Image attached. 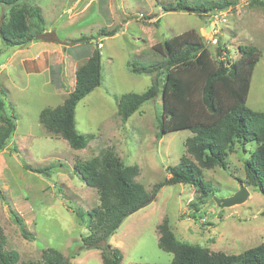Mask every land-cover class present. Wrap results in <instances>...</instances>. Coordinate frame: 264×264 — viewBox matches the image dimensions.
I'll return each mask as SVG.
<instances>
[{
	"label": "rangeland",
	"instance_id": "374dc122",
	"mask_svg": "<svg viewBox=\"0 0 264 264\" xmlns=\"http://www.w3.org/2000/svg\"><path fill=\"white\" fill-rule=\"evenodd\" d=\"M24 1L42 9L47 29L60 45L56 50L55 45L44 47L37 52L40 58L35 61L24 59L36 69L51 64V75L32 73L25 70L27 63H21L23 53L18 51L22 48L6 45L0 37V89L8 91L5 96L0 92V99L5 101L8 113L14 111L18 116L16 132L0 152V223L8 249L19 252L21 262L43 264V250L52 247L69 257L71 264H104L101 249L85 245L84 238L90 230L86 223L78 222L74 212L80 206L86 210L99 207L100 195L74 170L75 162L112 149L126 165L139 167L136 180L152 193L156 184L170 176L168 167L186 154V139L193 134L191 129L182 128L159 135L161 94L146 101L126 121L122 119L118 113L120 96L142 93L156 78V73H135L129 62L138 60L149 65L161 60L153 46L190 29L199 33L216 61L224 56L237 60L240 45L256 46L261 56L252 71L247 105L264 111L263 0H231L236 4L225 8L216 21V12L164 9V5L176 0ZM8 11L0 3V20H5ZM214 22L219 28L217 43L211 40L212 30H207ZM117 26L120 29L116 34L100 39L102 83L76 108L77 128L93 137L85 148L75 149L63 137L48 132L40 121V113L64 102L74 89L77 68L98 42L96 38L85 43L72 41L82 36L97 37L101 30ZM218 44L224 46L221 55ZM162 75L163 72L160 86ZM254 146L243 148L236 144L230 150L227 169L215 166L204 170L205 178L214 186L213 195L231 196L245 184L250 192L246 201L221 207L212 196L200 211H195L190 207L195 199L192 185L174 183L161 187L149 204L128 216L111 236L110 244L124 254L122 264L173 260V252L159 245L158 226L166 218L172 232L186 246L231 254L263 243L264 195L245 182L244 159ZM24 162L36 167L53 166V171L49 175L35 173L25 169ZM13 212L22 217L34 238L23 235Z\"/></svg>",
	"mask_w": 264,
	"mask_h": 264
},
{
	"label": "trees",
	"instance_id": "16d2710c",
	"mask_svg": "<svg viewBox=\"0 0 264 264\" xmlns=\"http://www.w3.org/2000/svg\"><path fill=\"white\" fill-rule=\"evenodd\" d=\"M8 8L5 20L0 26V37L6 45L25 48L36 41L58 42L48 31L46 19L39 6L24 0H0ZM264 4V0L262 2ZM236 4L231 0H176L164 5L166 11H189L213 13ZM101 30L97 37L82 36L74 43L98 41L92 55L76 70L74 89L63 103L46 107L40 113V121L49 133L66 139L75 149L85 148L92 134H84L77 128L76 108L78 103L102 83V53L99 44L102 37L113 36L119 31ZM100 41V42H99ZM161 60L142 64L138 60L129 65L135 73H156L152 85L142 93H123L118 102V113L124 121L140 110L149 100L160 94L163 110L160 118V132L189 128L193 132L186 139V154L180 161L168 167L170 176L156 184L150 193L145 185L136 180L137 165L128 166L112 149H107L90 160H77L74 170L85 182L95 187L100 195L99 207L86 210L82 206L74 209L79 223H86L90 230L84 238L88 248L102 251L104 264H122L124 254L109 240L124 220L138 211L159 189L168 184L188 183L195 188V199L190 207L200 211L213 196L214 186L205 178L204 170L220 166L227 169L231 148L240 144L255 145L250 156L244 159L245 182L264 195V111L250 108L247 98L254 66L261 56L256 46L240 45L237 60L224 56L219 61L195 29L165 39L153 46ZM224 46L218 44L221 55ZM162 86L159 84L160 73ZM0 92L7 95V88ZM18 116L8 113L6 103L0 99V152L8 145L17 128ZM18 151V147H15ZM247 151V150H246ZM25 169L49 175L53 166L36 167L23 163ZM15 222L23 235L32 239L34 235L24 225L22 217L13 212ZM159 245L173 252L174 258L168 263L144 264H264V242L241 253L211 252L186 246L169 227L168 219L158 226ZM7 236L0 223V264H36L20 261L19 252L8 249ZM43 264H71V259L59 250L48 247L42 252Z\"/></svg>",
	"mask_w": 264,
	"mask_h": 264
},
{
	"label": "crops",
	"instance_id": "0c3cea01",
	"mask_svg": "<svg viewBox=\"0 0 264 264\" xmlns=\"http://www.w3.org/2000/svg\"><path fill=\"white\" fill-rule=\"evenodd\" d=\"M37 45H40V48L38 50L36 49ZM58 45H60V44H56L55 42H46V41H36V42H33V43H31L29 45V47L22 48L20 51H18L19 53H23V55L21 56V58H22L21 59V63H23V64L24 63H27V62L24 61V59L33 60V61L39 59L40 56L37 54V52L40 51L41 49H44V47H46V49H48V48L54 46L55 47V50H56V48L58 49V47H59ZM94 49H91L89 51V57L92 55ZM11 58H13V57H11ZM62 58H63L62 61H64V56ZM50 65H49V67H46V68H38V69H36V68H34L35 67L34 65H31V64L28 65V63H27V65L24 64V68H25V70L27 72H32V73L46 72V73H49V75H51V72L49 71L50 70ZM51 79H52V76H51Z\"/></svg>",
	"mask_w": 264,
	"mask_h": 264
},
{
	"label": "water",
	"instance_id": "95a60500",
	"mask_svg": "<svg viewBox=\"0 0 264 264\" xmlns=\"http://www.w3.org/2000/svg\"><path fill=\"white\" fill-rule=\"evenodd\" d=\"M2 21H3V19L0 20V26L2 24ZM97 46H98V44H97ZM249 195H250V192L248 190V187L245 184H241L240 189L236 193L231 195V196H227V197H223V198L216 197L215 195H213V196H214L216 202L221 207H229V206H232V205H235V204L243 203L244 201L247 200ZM152 200L153 199L148 200L146 203H144L143 206H146Z\"/></svg>",
	"mask_w": 264,
	"mask_h": 264
},
{
	"label": "built area",
	"instance_id": "2783aa9c",
	"mask_svg": "<svg viewBox=\"0 0 264 264\" xmlns=\"http://www.w3.org/2000/svg\"><path fill=\"white\" fill-rule=\"evenodd\" d=\"M214 12H216L215 14H213V17H214V19H213V21H216V20H218L219 19V17L220 16H222L223 15V13H224V10H217V11H214ZM213 12V13H214ZM209 29H208V31L209 32H211V30H212V37H211V40L214 42V43H217L218 42V38H217V32H218V23L217 22H214V24H213V27H208ZM217 31V32H216Z\"/></svg>",
	"mask_w": 264,
	"mask_h": 264
}]
</instances>
